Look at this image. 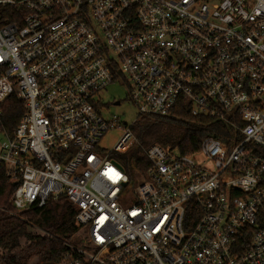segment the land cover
<instances>
[{
	"label": "built area",
	"instance_id": "2783aa9c",
	"mask_svg": "<svg viewBox=\"0 0 264 264\" xmlns=\"http://www.w3.org/2000/svg\"><path fill=\"white\" fill-rule=\"evenodd\" d=\"M115 81L136 120L184 100L240 136L151 145L131 177L118 155L136 120L100 97ZM10 96L25 108L12 138L0 127L11 205L77 210L60 264H264V0H0V103ZM116 126L119 145L103 148Z\"/></svg>",
	"mask_w": 264,
	"mask_h": 264
},
{
	"label": "trees",
	"instance_id": "16d2710c",
	"mask_svg": "<svg viewBox=\"0 0 264 264\" xmlns=\"http://www.w3.org/2000/svg\"><path fill=\"white\" fill-rule=\"evenodd\" d=\"M25 113L16 96L0 103V127L12 138ZM134 143L119 162L133 176V167L144 172L148 161L144 150L154 144L178 147L183 153L198 149L205 137L222 140L231 147L239 131L231 124L203 116H193L180 100L165 116H144L132 125ZM15 186L0 166V258L7 264H60L69 248L64 242L78 243L82 230L76 223V207L66 197L51 199L44 207L19 212L11 205ZM189 216V215H188ZM193 218V222L195 217ZM42 230L36 234L33 228Z\"/></svg>",
	"mask_w": 264,
	"mask_h": 264
},
{
	"label": "rangeland",
	"instance_id": "374dc122",
	"mask_svg": "<svg viewBox=\"0 0 264 264\" xmlns=\"http://www.w3.org/2000/svg\"><path fill=\"white\" fill-rule=\"evenodd\" d=\"M128 93V87L125 84L120 81H115L100 94V97L105 103L106 115L112 113L119 117L121 123L131 124L138 117V110L130 100ZM117 100H121L120 105H115L114 101ZM123 130V128L118 126L111 129L101 140L100 145L105 149H112L116 147L119 145L120 139L124 133ZM135 184L137 183L135 182ZM126 190L128 192L126 197L131 200V198L134 196L132 186L128 187ZM32 231L36 234L44 233L42 230L36 227L33 228Z\"/></svg>",
	"mask_w": 264,
	"mask_h": 264
},
{
	"label": "water",
	"instance_id": "95a60500",
	"mask_svg": "<svg viewBox=\"0 0 264 264\" xmlns=\"http://www.w3.org/2000/svg\"><path fill=\"white\" fill-rule=\"evenodd\" d=\"M119 104H120L119 100L115 101V105H119Z\"/></svg>",
	"mask_w": 264,
	"mask_h": 264
}]
</instances>
